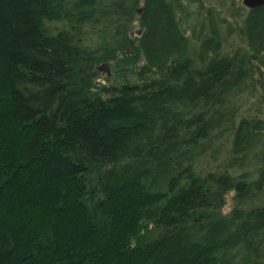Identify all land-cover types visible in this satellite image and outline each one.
I'll return each mask as SVG.
<instances>
[{
    "label": "trees",
    "instance_id": "trees-1",
    "mask_svg": "<svg viewBox=\"0 0 264 264\" xmlns=\"http://www.w3.org/2000/svg\"><path fill=\"white\" fill-rule=\"evenodd\" d=\"M215 1L0 0V264H264V6Z\"/></svg>",
    "mask_w": 264,
    "mask_h": 264
},
{
    "label": "rangeland",
    "instance_id": "rangeland-1",
    "mask_svg": "<svg viewBox=\"0 0 264 264\" xmlns=\"http://www.w3.org/2000/svg\"><path fill=\"white\" fill-rule=\"evenodd\" d=\"M216 1L215 0H210L209 4L211 5H215ZM241 5H243V0H241ZM138 28V27H137ZM137 28L135 30V32L137 33ZM128 54H130L131 52V49L128 48V50H126ZM132 54V53H131ZM134 55V54H133ZM120 57H124L123 54H119ZM105 64V63H103ZM103 64H99L96 66V68H98L99 66L103 65ZM109 67H110V72H108V69L106 70H98L100 72V78H99V85H102L99 90L101 91L100 93L102 95H107L109 94L107 91L110 90V89H113V88H118L121 84H122V81L124 80V78L121 77V73L119 72V67L116 66V63H111L109 62ZM102 88H107L106 89H103ZM244 109L242 111V114L244 116H253V115H256V109H257V106L256 105V98H252V99H249L248 103H246L244 105ZM234 195L233 193L229 194V196L227 197V203L226 205L224 206V208L222 209V214L221 215H227L229 214L234 208H235V202H234ZM254 205H264V199H260L256 202V204Z\"/></svg>",
    "mask_w": 264,
    "mask_h": 264
},
{
    "label": "water",
    "instance_id": "water-1",
    "mask_svg": "<svg viewBox=\"0 0 264 264\" xmlns=\"http://www.w3.org/2000/svg\"><path fill=\"white\" fill-rule=\"evenodd\" d=\"M243 5L246 6L247 8H259L264 6V0H243ZM100 70H106L108 69V72H110V67L109 64H103L101 66L98 67Z\"/></svg>",
    "mask_w": 264,
    "mask_h": 264
}]
</instances>
